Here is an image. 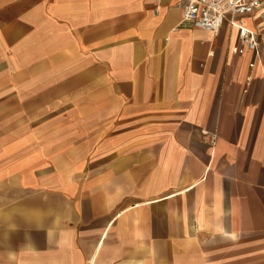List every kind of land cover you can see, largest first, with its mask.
Returning a JSON list of instances; mask_svg holds the SVG:
<instances>
[{"label":"crops","instance_id":"0c3cea01","mask_svg":"<svg viewBox=\"0 0 264 264\" xmlns=\"http://www.w3.org/2000/svg\"><path fill=\"white\" fill-rule=\"evenodd\" d=\"M181 21L175 0H0V151L56 153L63 196L0 204V264H264V48Z\"/></svg>","mask_w":264,"mask_h":264},{"label":"rangeland","instance_id":"374dc122","mask_svg":"<svg viewBox=\"0 0 264 264\" xmlns=\"http://www.w3.org/2000/svg\"><path fill=\"white\" fill-rule=\"evenodd\" d=\"M40 113L41 111H37ZM61 112V111H54ZM70 113H74L71 111ZM63 114V112L61 113ZM28 139H24L27 141ZM56 146L60 143L58 139L53 141ZM14 148V151H13ZM13 148H9L0 151V204L4 203L5 206L27 205L26 200H32L36 203L50 197L52 199L63 198L61 190L54 188L53 184L60 180V171L58 163L55 161V154L50 153L51 157L46 158L43 153L37 150L40 148L39 144L22 143ZM46 162H45V161ZM53 179L51 186H47V193L44 191L45 185H50V182H44L43 177L45 175ZM74 182V175L70 179ZM70 192L74 193V189ZM66 202L70 203V199H66ZM38 210V209H37ZM35 210V211H37ZM49 211L43 213L46 214ZM66 214L64 207H60L58 204H54L51 207V216ZM91 224L88 223L84 231H90ZM43 243L44 239L39 238ZM92 242L91 232L86 236H80L78 243L83 244L84 249L87 248Z\"/></svg>","mask_w":264,"mask_h":264},{"label":"built area","instance_id":"2783aa9c","mask_svg":"<svg viewBox=\"0 0 264 264\" xmlns=\"http://www.w3.org/2000/svg\"><path fill=\"white\" fill-rule=\"evenodd\" d=\"M182 11L181 24L187 27L208 30L218 34L225 23H230L238 30L240 46L238 53L253 52L257 58L264 48V39L258 32L241 19L245 15L264 17V0H175ZM251 63L250 67H254ZM210 142H215L211 135Z\"/></svg>","mask_w":264,"mask_h":264}]
</instances>
